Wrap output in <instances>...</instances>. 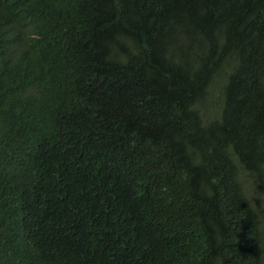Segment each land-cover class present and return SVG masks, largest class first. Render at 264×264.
Instances as JSON below:
<instances>
[{
	"label": "trees",
	"instance_id": "trees-1",
	"mask_svg": "<svg viewBox=\"0 0 264 264\" xmlns=\"http://www.w3.org/2000/svg\"><path fill=\"white\" fill-rule=\"evenodd\" d=\"M0 264H264V0H0Z\"/></svg>",
	"mask_w": 264,
	"mask_h": 264
}]
</instances>
